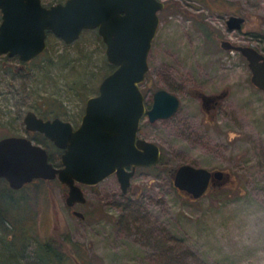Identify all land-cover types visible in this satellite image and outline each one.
Wrapping results in <instances>:
<instances>
[{"label": "rangeland", "instance_id": "1", "mask_svg": "<svg viewBox=\"0 0 264 264\" xmlns=\"http://www.w3.org/2000/svg\"><path fill=\"white\" fill-rule=\"evenodd\" d=\"M233 14L245 18L241 29L228 28ZM159 16L141 89L150 104L160 88L181 104L170 119L144 120L139 134L161 146V166L140 168L127 193L116 175L80 184L86 201L73 207L57 178L16 193L0 183V264H48L42 255L52 240L59 252L53 264H233L217 247V228L246 192L264 191V90L252 83L247 59L222 43L264 51V0H166ZM106 50L90 29L71 44L49 33L44 55L22 71L0 56V135L34 107L51 116L82 114L112 72ZM198 92L227 94L211 116ZM183 163L231 177L192 200L170 178Z\"/></svg>", "mask_w": 264, "mask_h": 264}, {"label": "water", "instance_id": "2", "mask_svg": "<svg viewBox=\"0 0 264 264\" xmlns=\"http://www.w3.org/2000/svg\"><path fill=\"white\" fill-rule=\"evenodd\" d=\"M164 8L163 0H65L50 7L42 0H0V51L29 61L46 50L48 31L71 44L85 30L97 29L107 46L109 63L116 66L102 79L99 94L86 101L79 128L59 117L44 121L33 112L26 115L27 128L44 133L64 149L60 167L50 161L46 148L26 137H8L0 141V178L5 177L15 189L38 178H57L67 185L66 203L73 207L86 201L80 184L95 186L116 175L127 193L137 168L161 162V146L139 138L138 131L147 112L152 122L167 119L181 104L173 92L160 88L147 109L141 89ZM244 23L245 18L235 14L227 20L231 30L241 29ZM222 48L241 52L249 62L252 83L264 90V52L229 40H223ZM207 96H202L205 102ZM230 177L223 170L189 163L171 173L175 187L192 200L207 194L213 178L221 180L218 186ZM74 213L85 218L77 210Z\"/></svg>", "mask_w": 264, "mask_h": 264}, {"label": "clouds", "instance_id": "3", "mask_svg": "<svg viewBox=\"0 0 264 264\" xmlns=\"http://www.w3.org/2000/svg\"><path fill=\"white\" fill-rule=\"evenodd\" d=\"M216 243L233 264H264V191L246 192L230 207Z\"/></svg>", "mask_w": 264, "mask_h": 264}, {"label": "flooded vegetation", "instance_id": "4", "mask_svg": "<svg viewBox=\"0 0 264 264\" xmlns=\"http://www.w3.org/2000/svg\"><path fill=\"white\" fill-rule=\"evenodd\" d=\"M58 2H60V1H58ZM58 2H56V3H58ZM62 3H64L65 2V0L64 1H61ZM165 2V5H166V0L164 1ZM42 3L44 4V5H46V6H48V7H50V6H53V5H50V4H47L46 2H45V0H42ZM55 4V3H54ZM2 20H3V17H2V10L0 9V23L2 22ZM88 30H90V29H88ZM88 30H85L84 32H86V31H88ZM92 30H96L97 32H98V30L97 29H92ZM83 32V33H84ZM49 33H52V32H50V31H48V34ZM82 33V34H83ZM48 34H47V37H48ZM53 34V33H52ZM62 40V39H61ZM76 42V41H75ZM67 44H69V43H67ZM255 47V46H254ZM47 48H48V38H47ZM47 48H46V50H47ZM256 48V47H255ZM256 49H258V50H260L259 48H256ZM46 50L44 51V53L46 52ZM261 51V50H260ZM237 52V51H236ZM262 52H264V51H262ZM44 53H42L41 55H38V56H36V57H34L33 59H31V60H29V61H24V60H22L21 59V56L20 55H11V54H9L8 52L6 53V52H2V51H0V56H1V58H4V59H8V60H10V59H13V60H15V61H17L18 62V66L16 67V70H20V71H22V69H25V67H27L29 64H31V63H33V61H36V59H38L39 57H41V56H43L44 55ZM240 54H242L241 52H239ZM98 91H99V89H98ZM100 92V91H99ZM99 92L98 93H96V94H94V95H91V96H95V95H98L99 94ZM155 94V93H154ZM204 94H206V93H202V92H198V97L199 98H201L202 99V102H203V107L205 108V109H207L208 110V112L210 113V115L211 116H213V114H214V112L217 110V108H218V106H219V104L221 103V101L223 100V99H225V95L227 94V92H225V93H222V94H214V95H209L210 97H208V100L205 102L204 101V98H202V96L204 95ZM145 95V94H144ZM206 95H208V94H206ZM154 97V96H153ZM89 98H91V97H89ZM88 98V99H89ZM87 99V100H88ZM86 100V101H87ZM154 102V101H153ZM87 104V103H86ZM150 104V103H149ZM152 105H153V103L152 104H150V105H148V103L146 102V107H147V109H149V108H151L152 107ZM85 108H86V106H85ZM85 108H84V110H83V113L80 115L79 113L78 114H76V115H70V116H64V115H58V116H51V114L52 113H55V112H53V110H51V111H49V112H46V113H43L38 107H34L33 109H30V110H27L26 111V113H25V111L24 112H22L23 113V115H22V117L21 116H17V118H16V120H17V122H14V123H19V125H13V127H6L7 129H10V130H8L7 132H4V133H2V135H0V141H2L4 138H8V137H22V138H27V139H30V140H32L33 141V143L35 144V145H40V146H42V147H44V148H46V150H48V149H50V150H52V151H54V152H56L57 154H59V155H61L62 156V154H63V152H64V149H63V152L62 151H59L58 152V147L55 145V143L50 139V138H48V137H46L45 136V134L44 133H42V132H40V131H38V130H36V131H33V130H30L29 128H27V126H26V115L29 113V112H33L36 116H38L39 118H42L44 121H47V120H54V119H56V118H61V119H63V120H65V121H70L71 123H72V125L74 126V128L75 129H77V128H79V125L81 124H79V125H77V124H75V123H73L71 120H67V119H69V118H80V117H84V113H85ZM178 111H179V109H178ZM178 111L175 113V114H173L172 116H170V118H172V117H174L177 113H178ZM50 113V114H49ZM170 118H167V119H170ZM150 121V123H154V122H156V121H159V120H156V121H154V122H152L151 120H150V117H149V114H148V112H147V114H146V116L141 120V125H140V128H139V131H138V136H139V138H143L142 136H141V134H139L140 133V129H141V126H142V122L143 121ZM81 121H82V119H81ZM22 123H24L25 125L23 126L22 125ZM34 134H39L40 136H41V138L43 139H35V138H32L31 136L32 135H34ZM143 139H145V138H143ZM46 142H45V141ZM147 140V139H146ZM149 141V140H148ZM49 143V144H48ZM45 145L47 146V147H45ZM56 148H58V149H56ZM61 149V148H60ZM49 151V150H48ZM161 151H162V149H161ZM162 158H163V156H162ZM162 160V159H161ZM190 164V163H189ZM61 166V165H60ZM60 166H58V167H60ZM195 166V165H194ZM150 167H152V166H150ZM150 167H139V168H137V171H139V169L140 168H150ZM129 169H131V168H129ZM210 169V168H209ZM211 171H217V170H221V169H210ZM137 171H136V173H137ZM224 171V170H223ZM226 172V171H225ZM136 173H135V175H136ZM172 172H170V174H171ZM228 173V172H227ZM134 175V176H135ZM170 177H171V175H170ZM39 179H41V180H44V179H42V178H38V179H36V180H33V181H28L27 183H25V185H23L22 187H20V188H13L10 184H9V181L4 177V178H0V183H3L4 185H6V187L9 189V191H11V192H13V193H16V192H20V191H23V190H26L27 188L29 189L31 186H33V183L34 182H36V181H38ZM132 180V179H131ZM173 180V179H172ZM219 181H221V180H217V179H215V178H213L212 179V181H211V184H210V189H211V187H213L214 185H216L217 186V184L219 183ZM174 182V181H173ZM132 183V182H131ZM225 183H227V182H225ZM225 183H223V184H225ZM223 184H221V185H223ZM220 186V185H219ZM130 188V187H129ZM209 189V190H210ZM77 204V203H76ZM75 204V205H76Z\"/></svg>", "mask_w": 264, "mask_h": 264}, {"label": "trees", "instance_id": "5", "mask_svg": "<svg viewBox=\"0 0 264 264\" xmlns=\"http://www.w3.org/2000/svg\"><path fill=\"white\" fill-rule=\"evenodd\" d=\"M54 3H56V2H53V4ZM53 4H50V5H53ZM115 67H116L115 65H113V64L111 65V68H113L112 71L115 69ZM148 105H150V104L148 103ZM45 147H47V146L45 145ZM56 149H58V148H56ZM48 150H49V154H50V157H49L50 161H52L55 166L62 165L61 155H59V157H57L56 152H54L50 149H48ZM59 151L63 152V149L59 148L58 152ZM163 160L164 159L162 158L161 162L158 165L152 166L151 168H158L159 166H161V163L163 162ZM53 247H54L53 240L49 241L48 243H45L44 251H46V252H44L42 255L45 263L53 264V263L57 262L56 258L59 257V252L56 250V248H53Z\"/></svg>", "mask_w": 264, "mask_h": 264}]
</instances>
